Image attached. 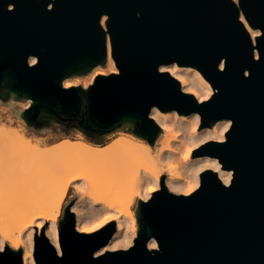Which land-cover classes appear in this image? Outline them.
I'll return each instance as SVG.
<instances>
[{
  "label": "water",
  "instance_id": "1",
  "mask_svg": "<svg viewBox=\"0 0 264 264\" xmlns=\"http://www.w3.org/2000/svg\"><path fill=\"white\" fill-rule=\"evenodd\" d=\"M107 41L117 71L63 86L106 63ZM170 63L196 68L212 93L197 100L183 91L160 69ZM0 98L30 99L19 112L27 124L43 112L150 144L159 132L153 106L196 112L200 128L230 120L223 140L192 152L231 170L227 184L204 168L183 194L162 176L136 203L131 244L100 253L115 221L78 231L71 200L57 227L59 253L43 231L33 234L35 264H264V0H0ZM21 253L4 245L0 264H22Z\"/></svg>",
  "mask_w": 264,
  "mask_h": 264
},
{
  "label": "bare ground",
  "instance_id": "2",
  "mask_svg": "<svg viewBox=\"0 0 264 264\" xmlns=\"http://www.w3.org/2000/svg\"><path fill=\"white\" fill-rule=\"evenodd\" d=\"M105 16L101 18L103 25ZM251 36L258 33L240 16ZM34 57L29 58L33 62ZM107 72H116L107 41ZM175 77L181 89L197 100L207 98L212 88L192 66L170 63L160 66ZM99 65L83 82L86 87L97 74L106 72ZM77 80L64 79L68 87ZM30 99L25 101L28 106ZM149 116L159 132L151 145L145 139L127 134L105 144L64 138L43 145L27 137L22 129H0V249L4 236L14 245L20 240L22 264H35L32 255L33 234L43 231L59 253L56 220L69 188L75 192L70 210L75 228L91 232L106 222L115 221V231L105 249L125 248L136 234V220L131 211L134 200H143L159 188L164 175L165 187L175 193L188 194L199 183V172L211 168L227 184L231 170L221 168L215 158L193 157L194 148L207 140H223L229 119H218L209 127H199V114H178L152 107ZM156 247L153 238L147 242Z\"/></svg>",
  "mask_w": 264,
  "mask_h": 264
},
{
  "label": "rangeland",
  "instance_id": "3",
  "mask_svg": "<svg viewBox=\"0 0 264 264\" xmlns=\"http://www.w3.org/2000/svg\"><path fill=\"white\" fill-rule=\"evenodd\" d=\"M99 67H101L105 71L108 70L107 63ZM92 69L88 74L80 75L75 78L72 77L73 80H77L78 81L77 84L82 85L83 82L87 80L90 73H92ZM107 73L109 72L106 71L104 74H107ZM70 78L71 77H68L65 79H70ZM25 101L27 102V99ZM25 101L21 99L15 100L13 98H7V99L0 98V129H6V130L22 129V131L25 133L27 137L31 138L32 140L40 141L43 143V145H50L53 143H57L64 138L81 139V140H86V141H90L93 143L98 142L97 144H105L115 138L118 139V138L124 137L127 133L121 129L113 130V131L106 132V133L89 132V131H86L79 124H69L65 121L57 120V118H54V119L49 118L48 116L40 117L41 118L40 121H38L36 124L33 122H29V124H27L19 116V112L22 111L24 108H26V106H24ZM127 134H131V133H127ZM151 145H155V142L152 143ZM75 197H76L75 192L73 191L72 188H69L66 196L63 198L62 203H61L60 212L56 220L57 227H58L59 220L62 218V212H63L64 206L69 201L71 200L73 201ZM140 199L143 200L142 198L138 197L134 200L132 204L131 211L134 217H135V206H136L137 201ZM2 242H3L2 248L4 245H8L12 249H15V250L20 249L21 252L24 250H27L26 246L22 243L24 242L22 239L19 241L20 243L18 245H14L12 243V240L8 236H4ZM32 249H33V246H32Z\"/></svg>",
  "mask_w": 264,
  "mask_h": 264
},
{
  "label": "flooded vegetation",
  "instance_id": "4",
  "mask_svg": "<svg viewBox=\"0 0 264 264\" xmlns=\"http://www.w3.org/2000/svg\"><path fill=\"white\" fill-rule=\"evenodd\" d=\"M44 113L43 112H40L37 116H36V118L35 119H33V120H31V122H33V123H37L38 121H40V116L41 115H43ZM65 122H67V123H69V124H79V125H81L80 123H78V121H77V119H75V120H68V121H65ZM84 128V127H83ZM86 131H89V132H94V126H90V127H88V128H84Z\"/></svg>",
  "mask_w": 264,
  "mask_h": 264
},
{
  "label": "trees",
  "instance_id": "5",
  "mask_svg": "<svg viewBox=\"0 0 264 264\" xmlns=\"http://www.w3.org/2000/svg\"><path fill=\"white\" fill-rule=\"evenodd\" d=\"M94 143H98V142H94Z\"/></svg>",
  "mask_w": 264,
  "mask_h": 264
}]
</instances>
